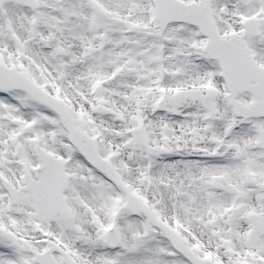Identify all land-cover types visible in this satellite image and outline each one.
<instances>
[{
    "label": "snow or ice",
    "instance_id": "6c2138e0",
    "mask_svg": "<svg viewBox=\"0 0 264 264\" xmlns=\"http://www.w3.org/2000/svg\"><path fill=\"white\" fill-rule=\"evenodd\" d=\"M0 264H264V0H0Z\"/></svg>",
    "mask_w": 264,
    "mask_h": 264
}]
</instances>
